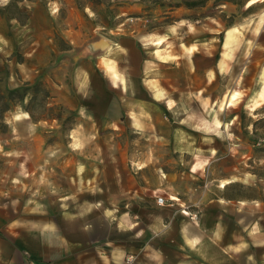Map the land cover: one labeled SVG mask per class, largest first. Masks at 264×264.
Instances as JSON below:
<instances>
[{"label": "crops", "instance_id": "1", "mask_svg": "<svg viewBox=\"0 0 264 264\" xmlns=\"http://www.w3.org/2000/svg\"><path fill=\"white\" fill-rule=\"evenodd\" d=\"M245 9V24L225 29L219 50L215 37H194L173 49L166 45L168 32L145 39L124 33L118 41L101 35L105 53L80 66L78 92L106 122L129 119L169 143L180 157L191 156L188 170L167 168L162 188L155 186L156 178L142 174L150 163L134 169L139 173L135 182L118 170L116 199L85 200L47 215L29 206L28 194L14 190L12 180H0V264H28L30 257L46 264H264V191L232 194L229 188L237 181L227 176L209 189L194 184L216 156L234 154L224 142L232 136L230 127L222 128L227 122L209 115L214 100L205 91L219 74L264 68V0H249ZM249 22L251 32L240 31ZM15 48L0 13V74L18 67L26 79L35 78L42 70L34 65L29 73L27 54L38 46L22 62L13 59ZM263 84L259 90L264 91ZM116 87H124V94L114 93ZM216 106L220 111L219 102ZM112 111L118 117H107ZM158 190L179 198L176 204L199 206L198 221L180 205H160Z\"/></svg>", "mask_w": 264, "mask_h": 264}, {"label": "rangeland", "instance_id": "2", "mask_svg": "<svg viewBox=\"0 0 264 264\" xmlns=\"http://www.w3.org/2000/svg\"><path fill=\"white\" fill-rule=\"evenodd\" d=\"M247 2L249 0H0V7L6 6L9 16H3L16 46L13 59L22 62L25 53L38 46L36 52L27 54L29 73L35 72L34 65L42 70L31 79H26L18 67H12V73L7 69L0 74L2 92L17 88L24 96L6 112L5 125L0 128V180H12L14 190L24 196L28 194L29 206L47 215L56 207L65 209L85 200L116 199L118 170L120 175L134 180L139 175L135 171L138 165L150 163L142 174L156 178L155 186L161 188L164 186L161 177L167 168L180 166L188 170L191 156L180 157L169 143L154 133L140 131L126 118L119 123H108L107 118L92 111L89 100L78 92L77 71L105 53L106 41L101 35L118 41L124 33L131 32L145 39L152 34L163 37L168 32L171 37L166 45L173 49L194 37L204 40L215 37V49H222L225 29L245 24ZM252 27L249 22L247 27L241 26L240 31L249 29L251 32ZM19 40L22 41L18 43ZM119 55L122 58L123 54ZM261 82H264V68L254 65L245 73L238 68L232 76L219 74L205 91L214 105L219 102L221 107L217 112L213 105L209 115L222 117L227 123L233 119L231 124L223 123L222 128L230 127L232 136L224 142L226 147L234 148L228 151L234 154L216 156L202 169V176L194 179L196 186L213 188L219 183L217 178L227 176L237 181L229 188L232 194L257 196L264 191ZM123 89L116 87L114 93L124 94ZM230 92L234 97L227 107ZM26 113L28 118L22 119ZM107 117L118 116L112 111ZM251 180L253 183L249 186ZM183 183H180L182 188ZM167 191H157V199L165 198V203L160 205H180L192 221H198L199 206L176 204L179 198L170 196ZM194 214L197 218H192ZM31 260L46 264L31 257L28 264Z\"/></svg>", "mask_w": 264, "mask_h": 264}, {"label": "trees", "instance_id": "3", "mask_svg": "<svg viewBox=\"0 0 264 264\" xmlns=\"http://www.w3.org/2000/svg\"><path fill=\"white\" fill-rule=\"evenodd\" d=\"M0 13L2 15H8L6 6L2 8L0 7ZM23 99V94H21L17 88L8 89L6 92H2V90H0V128H3L5 125L4 120L6 112L12 110V108L16 105L17 100L22 101ZM31 114L32 117L35 118L34 114Z\"/></svg>", "mask_w": 264, "mask_h": 264}, {"label": "built area", "instance_id": "4", "mask_svg": "<svg viewBox=\"0 0 264 264\" xmlns=\"http://www.w3.org/2000/svg\"><path fill=\"white\" fill-rule=\"evenodd\" d=\"M157 202H158L159 204H164V203H165V198L162 197V196H159L158 199H157ZM192 218H197V215L194 214V215L192 216ZM131 257H133V256H130V257H129V260H130ZM30 264H43V263H39V262H37V261L31 260V261H30Z\"/></svg>", "mask_w": 264, "mask_h": 264}]
</instances>
